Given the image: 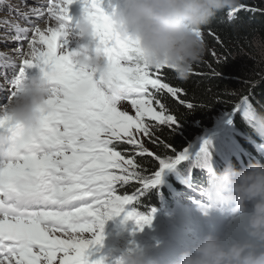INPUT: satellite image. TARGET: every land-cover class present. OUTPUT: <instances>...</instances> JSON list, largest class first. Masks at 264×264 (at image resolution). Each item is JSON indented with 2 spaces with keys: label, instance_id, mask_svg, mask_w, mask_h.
<instances>
[{
  "label": "snow or ice",
  "instance_id": "obj_1",
  "mask_svg": "<svg viewBox=\"0 0 264 264\" xmlns=\"http://www.w3.org/2000/svg\"><path fill=\"white\" fill-rule=\"evenodd\" d=\"M73 3L47 0L28 12L46 19L44 27L16 26L18 32L28 33V46L21 54L22 67L8 102L26 78V69L38 67L59 107L46 114L31 134L6 114L7 105L0 107V131L11 132L15 140L14 154L0 160V264H103L102 259L90 261L89 249L102 243L106 220L123 214L141 230L150 225L156 210L140 212L135 205L160 183L165 169L189 158L187 149L177 152L155 136L161 126L175 130L179 123L167 98L189 110L195 107L181 98L182 88L164 79V71L171 69L142 61L136 42L117 30L102 6L104 0H83L82 12L94 23L90 43L102 50L112 80L124 89L123 103L130 104L134 114L123 110V103H111L100 72L72 58L74 48L68 43L76 35L77 22L70 15ZM240 10L257 11L240 4L227 9V17L235 18ZM209 35L214 36L210 30ZM211 54L215 56L214 51ZM251 105L249 96L243 95L228 123L240 114L247 124ZM142 137L173 155L149 151ZM252 141L264 149V142ZM210 144L205 139L198 153L208 172L213 169L208 160ZM144 156L157 162L155 170L149 172L140 164L137 158Z\"/></svg>",
  "mask_w": 264,
  "mask_h": 264
},
{
  "label": "clouds",
  "instance_id": "obj_2",
  "mask_svg": "<svg viewBox=\"0 0 264 264\" xmlns=\"http://www.w3.org/2000/svg\"><path fill=\"white\" fill-rule=\"evenodd\" d=\"M239 5L240 0H113L110 14L117 30L136 42L144 63L153 68L167 66L177 79L186 80L205 54L206 45L201 38L204 27L218 13ZM74 29L81 43L73 49V60L80 66L98 70L111 103H123V87L112 80L102 50L90 43L94 38L92 18L82 12ZM251 43L250 58L264 63V37L257 35ZM52 96L51 85L40 70L22 81L7 104L6 114L21 130L31 134L40 128L46 114L58 110ZM247 124L253 137L264 142V112L253 104ZM14 148L13 134L0 131V160L13 155ZM203 194L206 208L227 211L231 216L246 213L247 202H252L244 227L247 237L225 242L208 233L179 254L178 264H264V163L253 160L237 168L228 161L222 170L212 169ZM123 264L153 262L145 260L144 251H138L126 254Z\"/></svg>",
  "mask_w": 264,
  "mask_h": 264
},
{
  "label": "trees",
  "instance_id": "obj_3",
  "mask_svg": "<svg viewBox=\"0 0 264 264\" xmlns=\"http://www.w3.org/2000/svg\"><path fill=\"white\" fill-rule=\"evenodd\" d=\"M240 4L245 5L246 9H257V11L240 10L235 18L229 19L225 10L218 13L203 29L205 45L210 46L215 56L211 54L212 52L205 53L186 80L177 79L172 70H165L163 73L166 82L183 89L181 98L195 105L189 110L172 98L166 100L171 114L178 118L179 123L175 130L161 126L155 130V136L164 144H171L177 152H183L196 137L213 128L219 114L231 112L243 95H248L250 102L259 111L264 112V63H258L249 55L253 51L251 42L254 37L257 35L264 37V0H240ZM209 30L214 36L209 35ZM216 37L219 38V42ZM236 126L247 138L237 139V147L233 149H226L222 145L224 156L212 167L217 171L222 170L228 161H231L235 167H244V156L264 163V155L252 139L257 144L261 142L253 137L250 127L240 114L236 115ZM145 144L151 152L173 155L170 150H166L162 145L157 147L148 139ZM118 147L123 149L127 146ZM137 159L149 172L157 167V162L149 156ZM191 177L193 181L195 178L198 179L193 172ZM171 179L177 180L178 177ZM178 186L179 184H173L174 188ZM128 190L130 189H122V191ZM159 195L160 192L152 187L135 207L140 212H147L150 205L158 206ZM164 197L168 204L166 206L172 208H175L178 204L177 200H180L169 188L168 191H164ZM118 220V215L113 216L110 222L105 224L108 227H116Z\"/></svg>",
  "mask_w": 264,
  "mask_h": 264
},
{
  "label": "rangeland",
  "instance_id": "obj_4",
  "mask_svg": "<svg viewBox=\"0 0 264 264\" xmlns=\"http://www.w3.org/2000/svg\"><path fill=\"white\" fill-rule=\"evenodd\" d=\"M47 1V0H45ZM43 0H0V37H5L2 34L7 28L9 31L12 30V25L9 23L11 20H16L22 27H31L32 24H46V19H36L31 14H28L29 10L32 8H38L46 4ZM110 3H113V0H104L102 5L105 10L109 13L112 11ZM83 7V0H74V3L69 6L70 15L73 17V23L81 15ZM107 7V8H106ZM11 28V29H10ZM22 36L20 38H12L11 42H6L5 40H0V54L3 55V49H8L11 46L20 45L23 41L24 47L28 46V33L21 32ZM27 37H25V36ZM15 37V36H13ZM73 37H69V48H75L78 43ZM1 39V38H0ZM79 42L80 39L77 38ZM23 47V48H24ZM19 48V47H18ZM21 49V48H19ZM24 51V49H22ZM3 53H2V52ZM212 52V49L209 45H206L205 53ZM5 56V55H4ZM1 58V55H0ZM8 60V59H7ZM11 61V60H10ZM40 71L39 68H32V71ZM37 74V72H35ZM5 79H2V82ZM5 88V86L3 87ZM1 97V96H0ZM123 110H127L130 114H134V109L128 103H123L121 105ZM231 112H221L219 116L215 119L214 127L206 130L205 133L196 137L186 148L189 153V158L179 163L175 164L172 168L165 169L161 176V181L158 185L154 187L164 188L170 179V175H179L182 179V184L189 186V190L201 193V190L204 188V183L202 180H196L192 183L189 180L185 179V176L189 172L202 176H207V168L205 167V161L202 154L200 153L201 144L205 139H209L211 144L208 146L210 156L208 158L211 166L217 165L220 161L219 153H222V144L227 139H232L234 135L239 132L236 126V115L232 118V123H228ZM143 138V137H142ZM144 139V144L147 138ZM128 147V146H127ZM145 147L150 151L149 147L145 144ZM264 151V149H262ZM197 166L198 169L202 168L203 171H199L194 168ZM186 188L177 187L178 194L184 192ZM183 200L191 206H196L197 204L205 205V201L202 197L196 196L194 199L188 197H183ZM219 212V211H218ZM119 220L116 222V227H108L104 225L103 233L104 239L101 244L93 245L89 249V259L90 261H95L98 259L103 260V264H120L112 256H115V252H138L144 251L145 260L152 261L153 264H159L157 259V254L161 250L170 245H176L178 240L172 237V231L177 228L181 223V216L178 214H168L166 212H155L152 222L150 225H145L141 230L139 226L136 225L134 219H124V215L120 214ZM209 214H204V218L198 222L197 228H194L191 225H195L196 222L189 220L190 226L188 227V233L193 240V244L198 241L202 236L212 233L220 236L225 242L230 240H242L247 237L246 232L244 231L245 224L247 222V212L240 214L238 216H228L224 218L220 223L216 222L218 214L210 217L208 222H205ZM211 216V215H210ZM107 223L110 222V219L106 220ZM120 226V228L118 227ZM114 228V230H113ZM123 264V261H122Z\"/></svg>",
  "mask_w": 264,
  "mask_h": 264
},
{
  "label": "bare ground",
  "instance_id": "obj_5",
  "mask_svg": "<svg viewBox=\"0 0 264 264\" xmlns=\"http://www.w3.org/2000/svg\"><path fill=\"white\" fill-rule=\"evenodd\" d=\"M45 0H43V2H44ZM45 2H47V1H45ZM107 8V7H106ZM79 18V17H78ZM77 20V19H76ZM9 23L12 25V30H17V25H19L20 26V24L18 23V21H16V20H11V21H9ZM41 27H44L45 26V24H41L40 25ZM11 29V28H10ZM14 32L15 31H13V32H11V31H9V28H7V30H5L4 31V33L2 34L3 36H5L4 38L3 37H0L1 39L0 40H5L6 42H11V39L13 38V34H14ZM73 38L72 39H75L78 43H74V45L76 44V45H79L81 42H79L78 41V37H76V36H72ZM23 42V41H22ZM22 49H24V51L27 49V47L25 46L24 48H21V49H19L18 47H16V46H11L10 48H8V49H3V51H4V53H3V55H5V57L7 58V59H12V60H20V61H22V52H23V50ZM36 69L38 68V67H35ZM30 70H31V68H29V69H26V74L28 75V77H31V76H33L31 73H30ZM35 72H37V73H39L37 70H34ZM3 78H5L2 74H0V90L3 88V85H4V83H2V79ZM1 97H0V107H2V106H5V105H7L9 102H8V97H9V94H5V95H0ZM190 178V180H191V182H193V179H192V177H189ZM188 178V179H189Z\"/></svg>",
  "mask_w": 264,
  "mask_h": 264
}]
</instances>
